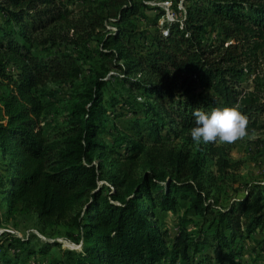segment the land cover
Returning <instances> with one entry per match:
<instances>
[{
  "label": "trees",
  "instance_id": "16d2710c",
  "mask_svg": "<svg viewBox=\"0 0 264 264\" xmlns=\"http://www.w3.org/2000/svg\"><path fill=\"white\" fill-rule=\"evenodd\" d=\"M74 1L0 0L7 215L34 213L44 227L70 230L81 250L61 249L51 264H246L256 234L264 254V184L216 210L203 166L211 160L223 177L237 164L218 140L196 145L189 135L194 110L215 108L244 114L247 135L264 133V0H178L171 21L159 5L167 0H79L73 19ZM60 24L74 35L42 39ZM95 44L102 63L92 67L82 52ZM183 202L170 236L159 215ZM195 219L207 228L190 230ZM11 237L13 254L46 252ZM0 264L19 263L3 251Z\"/></svg>",
  "mask_w": 264,
  "mask_h": 264
},
{
  "label": "rangeland",
  "instance_id": "374dc122",
  "mask_svg": "<svg viewBox=\"0 0 264 264\" xmlns=\"http://www.w3.org/2000/svg\"><path fill=\"white\" fill-rule=\"evenodd\" d=\"M177 1L178 0H167L168 5L164 3L159 4L160 7L166 10L164 19H167V16L172 14L170 12L171 2ZM74 2L75 3L70 4L69 9L74 12L73 19H76V17L80 15L82 5L79 0ZM148 3L153 4L154 2L151 1ZM178 7H181L180 3ZM164 19L161 18L159 20L160 25L163 23ZM0 25L5 26L1 19ZM52 35H59L67 39L74 34L70 25L60 24L46 31L42 35V39H47ZM58 46L64 47L67 51L72 50V46L65 42L62 44L58 43ZM96 48L97 46L95 44L89 46V50L87 49L86 52H82V54L86 56V63H89L92 67L102 63L95 54ZM260 58L262 66L258 76L264 86V51L260 54ZM115 71L116 70L112 69L110 75L116 74ZM50 87L54 88V86L51 85ZM4 94L5 90L0 86V96ZM50 116L51 118L49 119L55 118V115ZM1 118L2 112L0 105V120ZM57 126L61 127L60 124H56V121H53L52 127L57 129ZM217 145H224L228 148V158L232 163H236L237 167L221 177L216 173L211 160L207 159L203 166L205 177L202 183L209 191V198L206 203H211L216 210L233 203L239 196L243 195L245 191H248V189L252 188L254 185L264 184V133L246 135L242 139H238L230 144L218 141ZM143 171L144 170H139L136 173V177ZM102 184L103 186L110 187V190L113 189L106 178H103L99 182V185ZM186 207L187 202H183L174 212L167 211L159 215L163 230H167L170 236H173L177 232L179 220L184 216ZM6 211V204L0 200V255L3 251H7V256H16V260L19 264H51L61 259V249L81 250V246L75 245L68 239L70 230L65 225L61 224L59 226L44 227L34 213L9 216ZM207 226L208 224L202 223L200 220L197 221L196 219L193 223H188V228L193 232L197 231L198 227L202 228V231H204ZM7 234L9 236H7ZM11 236L27 241L30 247L35 251L45 248L46 252L28 256L27 253L19 249L20 251H16V253L13 254L12 249L7 248L8 239H12ZM260 241L261 237L257 234L252 236L243 256V260L246 264H262L264 254L257 249ZM54 242L58 243V245H55ZM206 253H209L216 261L220 259V252L218 249H208ZM223 255L225 257V254Z\"/></svg>",
  "mask_w": 264,
  "mask_h": 264
},
{
  "label": "clouds",
  "instance_id": "9594fccd",
  "mask_svg": "<svg viewBox=\"0 0 264 264\" xmlns=\"http://www.w3.org/2000/svg\"><path fill=\"white\" fill-rule=\"evenodd\" d=\"M194 126L190 128L191 141L201 143H233L247 135V117L235 108H215L210 112L196 109Z\"/></svg>",
  "mask_w": 264,
  "mask_h": 264
},
{
  "label": "built area",
  "instance_id": "2783aa9c",
  "mask_svg": "<svg viewBox=\"0 0 264 264\" xmlns=\"http://www.w3.org/2000/svg\"><path fill=\"white\" fill-rule=\"evenodd\" d=\"M164 4L168 5L167 2H165ZM167 19L170 20V21L173 20V15H172V14H171L170 16L168 15V16H167Z\"/></svg>",
  "mask_w": 264,
  "mask_h": 264
}]
</instances>
